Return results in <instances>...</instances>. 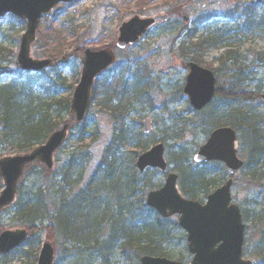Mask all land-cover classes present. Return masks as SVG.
Segmentation results:
<instances>
[{
	"label": "rangeland",
	"instance_id": "374dc122",
	"mask_svg": "<svg viewBox=\"0 0 264 264\" xmlns=\"http://www.w3.org/2000/svg\"><path fill=\"white\" fill-rule=\"evenodd\" d=\"M142 1L145 3L139 5ZM250 6L255 8L257 17L254 22L250 21V24H247L244 10ZM263 14L264 0H81L74 5H59L41 19L31 56L36 59L70 56L68 63H63V59H57L58 65H68L65 72H61L66 77L65 86L57 89V92L58 95L71 99L79 81L80 55L84 50L111 48L118 37L120 25L133 17L145 19L168 15L170 19L167 23L154 25L135 45L124 51L115 50L116 64L99 78V82L104 80L112 82L113 77L121 72L125 73L128 68L130 71L124 77L126 80L131 81L137 71L148 77L152 83H145V86L141 81L137 86L148 94L139 102L131 103L132 111L124 126L134 133L142 134L139 122L148 121L151 131L148 135L142 134L141 140L147 143V149L157 143L162 144L164 159L170 166L169 171L178 175L168 156L171 157L178 147L195 152L207 138L205 129L200 125L204 115L198 116L182 93L187 65L189 62H194L193 59L201 61L199 65L212 72L224 67V71H218L217 85H224L233 76L241 79L245 91L257 93L259 98L235 103L232 105L233 108L252 112L264 118V101L261 99L264 95V29L259 28L258 25V17ZM24 30V21L11 16L0 19V47L6 49L3 53L5 59L0 60V76L4 73L9 74L8 71H15L18 42ZM193 33L196 36L191 40L189 35ZM209 34L222 36L224 45L209 49L203 54H194V57L189 52L188 46L198 39L208 38ZM239 69H241L240 74L237 72ZM58 70L60 72L62 68L58 67ZM46 72L43 77L47 81L51 79V82L55 74L51 69ZM20 79L25 82L27 78L25 76ZM213 104H216L218 110L223 106V102L219 100H215ZM178 116L184 118V125L189 128L179 140H175L173 138L175 125L172 118ZM86 120L88 135H94L93 138H89L83 145L79 144L77 137L80 130L74 125V120L67 118L64 122L70 124L71 130L65 145L54 155L53 170L45 173L40 168H36L25 177L18 202L23 205L30 195L35 193L36 188L41 187L42 194L49 199L45 204L44 225L53 224L51 218H56L59 212V207L54 205L58 198L55 194L58 188L62 189L64 186L56 172L61 170L70 155L79 154L77 163L81 165L77 174L80 173V177L77 184L65 194L68 200H73L79 190L92 178L104 150L113 137L115 125L109 115L101 112L96 104H91ZM207 123L210 124L209 117ZM180 128L181 126H178L177 131ZM239 146L237 142L238 152H240ZM132 151H128V155L130 161L134 159V171H136V159L143 152L134 156ZM3 154L6 155L0 152V157L5 156ZM217 168V165L206 166L210 173H214ZM136 175L139 183L137 196H140V190L145 188L143 197L148 191L161 187L165 179V174L155 170H147L142 174L136 172ZM53 185L57 188H53ZM177 185L180 189V177ZM257 194L258 190L247 184L244 179V172L241 171L233 176L232 201L239 207L241 213H245V218H242L246 226L244 253L247 258H251L259 240V232L253 229L250 213L255 209L254 203H261L260 200L255 202ZM199 200L205 201V198L201 197ZM15 213L14 207L0 216V232L25 228ZM176 222L175 218L168 221L171 239L168 243L164 242L165 245L161 246V249L171 259L182 264H190L186 235L176 227ZM144 224L152 233L157 230L155 221L150 217L146 218ZM135 225H138V221ZM94 227L92 214L88 215L83 221V228L87 230ZM58 231L57 229L55 240L50 243L55 252L54 264H138L141 257L136 256L132 250L122 252L120 248L118 249L121 241L115 244L117 247L113 248L111 253L107 251L120 238L121 233L124 235L127 232L128 236L134 238L136 230L132 226H128L127 229H122L117 224L103 227L100 236L97 237L99 246L91 248L86 245L87 249H80V245L65 239ZM45 241L44 232L35 234L20 249L6 256H0V264H36L40 248Z\"/></svg>",
	"mask_w": 264,
	"mask_h": 264
},
{
	"label": "trees",
	"instance_id": "16d2710c",
	"mask_svg": "<svg viewBox=\"0 0 264 264\" xmlns=\"http://www.w3.org/2000/svg\"><path fill=\"white\" fill-rule=\"evenodd\" d=\"M144 3L145 1H142L139 5ZM254 9L250 6L244 10L247 24L256 20L257 15ZM258 18L259 28L264 29V14ZM70 33L74 35L72 31ZM195 36L194 33L190 34L189 39L193 40ZM222 45H224L222 36L209 34L208 38H201L191 43L188 50L193 55L203 54L209 49H216ZM5 51L4 47H0V60L5 59L3 57ZM59 58L63 59L64 63L67 62L66 56ZM59 58L53 57L52 59L60 60ZM192 61L198 65L201 63L198 59ZM58 67L62 68L60 72ZM66 68L67 65H57L51 68V72L55 75L51 82V79L48 80L49 83L43 77L47 72L38 76L27 75L25 82L12 77H8L6 82L0 81V152L6 155L26 153L42 145L51 133L65 124L64 121L70 116V98L58 95L57 89L65 86L66 77L62 73ZM129 71L128 68L125 73H119L118 76L113 77L112 82L96 81L94 85L91 104H96L101 112L109 115L115 125L113 137L104 150L92 178L86 186L79 190L73 200H68L65 194L77 184L80 177V173L77 174L81 165L77 163L79 154L70 155L61 170L56 172L64 187L58 188L55 194L58 198L54 205L59 207V212L56 218H51L53 224L44 225L46 221L45 204L49 199L42 194L41 187H37L35 193L27 199L28 201L20 205L18 200L22 194L24 182L19 186L16 202L11 208L15 207V216L29 231L30 238L44 232L46 242L52 243L57 236L58 229V233L62 234L65 239L80 245V249H87L86 245L96 248L99 246L97 237L100 236L103 227L117 224L122 229H127L128 226H132L136 230L134 238L128 236L127 232L124 235L121 233L120 238L107 249L108 252L111 253L113 248L117 247L115 244L121 241L118 249L120 248L122 252L132 250L136 256L170 258L161 246L165 245L164 242L170 241L171 228L168 222L161 220L144 206L145 188L141 189L140 196H137L139 193L137 192L139 191L137 171H134V159L129 160L128 151L133 150L132 154L136 156L148 148L147 143L141 140L142 134L128 130L124 124L132 111L131 103L139 102L143 96L148 94L147 91L137 87L139 82L142 81L145 86L150 82L148 77L143 76L137 70L131 81L126 80L124 77ZM218 71H224V67L213 72L216 78H218ZM240 71L241 69L237 72ZM255 98H259L258 94L247 93L242 80L233 76L224 85H217L214 99L222 101L223 106L218 110L216 104H213L214 100L199 114L204 115L200 125L205 129L207 136L219 127H229L238 136L239 155L245 161L244 179L247 184L258 190L255 202L261 201L260 204L254 203L255 209L250 213L253 229L259 232V240L253 256L259 263L264 264V118L232 106L235 103ZM208 117L210 124L207 123ZM183 120L184 118L179 116L172 118L175 125V129L173 128L175 140H179L189 128L184 125ZM86 124L87 120L77 126L80 130L77 137L78 143L81 145L94 137V135H88ZM178 126H181L179 132L176 129ZM193 153V150L178 147L168 158L174 166V171L180 177L181 194L187 199L198 200L201 197L205 198L218 187L224 181L226 172L222 165L216 163L210 164L218 167L214 173H210L205 165L200 167L193 165L191 163ZM36 168L43 171L38 165L32 166L26 172L25 177ZM43 174L47 175L44 172ZM72 178L76 181H71ZM54 187L57 188L53 185ZM148 188L151 189V187ZM91 214L95 227L86 230L83 228V221ZM147 217L156 223L157 230L153 233L145 227ZM137 221L138 225H135Z\"/></svg>",
	"mask_w": 264,
	"mask_h": 264
},
{
	"label": "water",
	"instance_id": "95a60500",
	"mask_svg": "<svg viewBox=\"0 0 264 264\" xmlns=\"http://www.w3.org/2000/svg\"><path fill=\"white\" fill-rule=\"evenodd\" d=\"M78 0H0V18L7 14L26 22V31L22 35L16 63L22 72L39 73L52 65L48 59L35 60L30 57L31 45L35 41L39 20L48 14L59 3H71ZM168 16H157L153 19L137 17L123 23L119 28L116 47L124 49L133 45L146 30L156 22H165ZM115 62L113 50L103 48L97 51L85 50L81 57V76L70 102V116L75 123L85 119L94 81ZM188 75L183 94L189 99L194 111H201L211 103L215 93L213 73L188 64ZM264 100V95L262 96ZM144 133L148 132L147 122L140 124ZM70 124H64L53 132L45 144L32 151L18 156L0 158V179L4 189L0 192V215L14 204L19 184L28 167L39 164L48 172L53 168V154L59 150L67 138ZM235 132L230 128H219L212 131L206 142L193 156V162L204 164L220 162L229 173L242 169L243 162L237 158L234 149ZM164 148L161 144L153 146L148 152L140 155L136 168L143 172L146 168L165 171L163 159ZM177 176L168 174L164 185L146 195L145 204L163 219L179 215L178 225L187 235V248L192 255L191 264H254V261L241 260L244 225L239 208L230 204L232 180L207 197L205 205L185 200L176 189ZM24 229L6 230L0 233V256L20 248L28 239ZM54 250L43 244L37 264H53ZM139 264H180L164 258L142 257Z\"/></svg>",
	"mask_w": 264,
	"mask_h": 264
},
{
	"label": "bare ground",
	"instance_id": "6f19581e",
	"mask_svg": "<svg viewBox=\"0 0 264 264\" xmlns=\"http://www.w3.org/2000/svg\"><path fill=\"white\" fill-rule=\"evenodd\" d=\"M198 67H200V68H202V66H200V65H197ZM26 229V228H25Z\"/></svg>",
	"mask_w": 264,
	"mask_h": 264
}]
</instances>
